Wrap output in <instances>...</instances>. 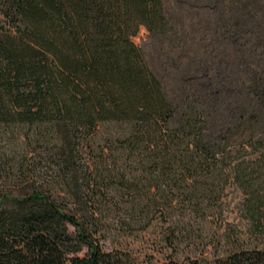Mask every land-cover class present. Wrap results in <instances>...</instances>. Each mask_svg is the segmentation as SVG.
Segmentation results:
<instances>
[{
	"label": "trees",
	"instance_id": "1",
	"mask_svg": "<svg viewBox=\"0 0 264 264\" xmlns=\"http://www.w3.org/2000/svg\"><path fill=\"white\" fill-rule=\"evenodd\" d=\"M110 212L216 255L165 264H264V0H0V264H141Z\"/></svg>",
	"mask_w": 264,
	"mask_h": 264
},
{
	"label": "rangeland",
	"instance_id": "2",
	"mask_svg": "<svg viewBox=\"0 0 264 264\" xmlns=\"http://www.w3.org/2000/svg\"><path fill=\"white\" fill-rule=\"evenodd\" d=\"M133 42L142 51L147 61L154 68L156 67V61L158 62V53L161 45L160 41L154 39L144 28H141L138 34L134 37ZM228 60L231 61V65L234 67L243 63V59H235L233 54L228 52ZM229 72L230 77L234 74V69ZM233 197H235L233 195ZM237 197V196H236ZM236 199V198H235ZM238 198L227 205V211L224 214L227 223H236L235 217H237V205H235ZM111 214L105 220L107 230L105 232V239L100 241L101 248L108 252L114 249H126L125 251L130 252L133 258H135L141 264H165L168 258L183 259L186 256H209L213 257L216 255H165L166 250L162 252L157 242V234L159 229L151 228L146 232H134L132 234L124 233L118 225L113 224L111 220ZM233 221V222H232ZM110 224V225H108ZM224 227V226H223ZM222 227V229H223Z\"/></svg>",
	"mask_w": 264,
	"mask_h": 264
}]
</instances>
